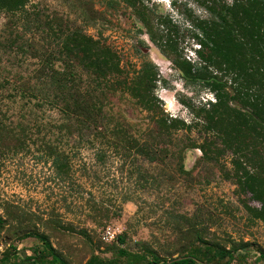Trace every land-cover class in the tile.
I'll list each match as a JSON object with an SVG mask.
<instances>
[{"label":"trees","instance_id":"trees-1","mask_svg":"<svg viewBox=\"0 0 264 264\" xmlns=\"http://www.w3.org/2000/svg\"><path fill=\"white\" fill-rule=\"evenodd\" d=\"M195 1L204 9L205 16L198 17L186 10L189 25L183 31L174 24L172 15L155 17L145 6L138 12L149 39L171 62L185 85L199 86L206 93V99L199 105L179 101L192 116L191 120H185L169 115L156 96L158 85L166 82L151 61L144 59L130 73L109 46L79 29L69 28L59 17H47L44 22L45 41L52 42L54 47L38 48L35 39L26 36L32 0H0V12L11 17L5 30L0 31V91L7 92L0 97V170L4 158L26 149L25 135L29 130V124L22 122L10 127L13 119L3 113L2 103L6 100L14 105L20 103L18 113L25 121L35 116L36 109L41 111L47 106L57 113V120L37 116L32 118L33 125L58 131L56 141L63 146L68 147L70 141L76 146L99 145L95 159L101 164L106 162L108 153L114 152L121 155L133 152L157 163L159 153L150 141L158 140V151L176 161L180 176L188 173L183 161L189 149L199 150L201 160L218 162L228 158L231 169L226 171V179L236 187L250 217L264 224V0ZM184 36L194 41L190 57L179 43ZM17 57L39 61L34 64V75L26 79L16 71L23 68L14 63ZM120 101L132 103L146 114L143 120L148 123L146 136L141 135L144 130L136 135L133 125L116 113L115 105ZM27 110L29 115L25 113ZM194 129L199 131L197 140L190 139L173 152L169 149L166 141L172 143L174 134L192 133ZM42 144V155L50 160L56 177L61 181L70 179L71 154L52 140H43ZM104 147L114 151L108 152ZM143 178L149 182L146 176ZM242 197H249L248 201ZM250 201L258 206H251ZM94 208V219L114 214L100 209L96 203ZM177 218L190 223L187 229L179 231L189 246L183 249L182 260L170 259L172 264H208L206 255L198 248L200 244L211 246L217 255L228 254L225 247L207 239L199 225L191 223L192 218ZM29 221L30 217L19 207L6 202L0 214V235L5 232L8 239L15 236L18 240L33 237L43 245L39 255L48 252L54 264H68L46 234ZM59 225L58 229L66 233L76 231L70 223ZM77 233L89 238L84 228ZM119 241L123 243L122 239ZM120 255L127 264H142L149 256L155 263L169 262L151 248L141 254L121 251ZM3 260L8 258L5 256ZM90 264L119 263L92 256Z\"/></svg>","mask_w":264,"mask_h":264},{"label":"rangeland","instance_id":"rangeland-1","mask_svg":"<svg viewBox=\"0 0 264 264\" xmlns=\"http://www.w3.org/2000/svg\"><path fill=\"white\" fill-rule=\"evenodd\" d=\"M144 6L155 17L172 15L174 24L181 31L189 25L186 10L198 17L205 16L204 9L195 0H32L31 15L28 16L30 29L26 36L35 39L34 45L38 48L54 47L52 42L45 41L44 22L47 17H59L69 28L79 29L109 46L130 73L137 70L144 59L151 61L166 82L165 85L160 83L155 92L165 111L174 117L191 120L186 106L179 101L199 105L203 98L206 99V93L199 86L185 85L171 62L151 42L138 17ZM10 18L0 12V31L5 30ZM179 43L185 55L190 57L194 41L184 36ZM37 62L17 57L14 63L23 66L22 70L16 71L27 79L34 75L32 71ZM6 95V91H0V97ZM19 105L6 100L1 108L13 119L14 124L10 127L22 122L29 124V130L25 135L26 149L2 160L0 214L6 202L19 207L30 217L31 225L46 234L58 255L68 264H90L92 256L127 264L121 251L141 254L146 248L155 250L162 260L169 261L168 264H172L171 258L182 260L183 249L189 244L183 241L179 231L187 229L190 223L180 222L177 216L192 218L191 223L198 224L207 239L228 251L226 256H221L211 246L200 244L198 248L206 255L208 264H264V224L250 217L236 187L226 179V171L231 169L228 158L223 157L218 162L201 160L199 150L189 149L183 161L188 173L180 176L176 172V161L158 151V140L150 141L159 153L157 163L133 152L122 155L114 152L108 153L106 162L101 164L95 159L99 145L94 148L87 144L76 146L70 141L68 147L63 146L56 141L58 131L40 130L33 125L32 118L37 116L57 120L55 111L45 106L41 111L36 109L35 116L25 121L18 113ZM115 106L120 118L133 125L136 135L144 130L140 134L146 136L149 130L148 123L143 121L145 113L129 102L120 101ZM25 113L29 115L30 111ZM139 124L142 126L136 128ZM198 134L197 129L192 133L179 132L173 135L172 143L166 142L173 152L178 145L182 147L190 139L197 140ZM43 140H52L71 154L73 172L70 179L61 181L56 177L50 160L42 155ZM143 176L147 177L148 183ZM248 198L244 200L248 201ZM94 203L114 214L101 220L94 219ZM250 205L258 206L252 201ZM59 222L72 224L75 233L59 230ZM108 226L119 231L116 240L110 243L104 242L101 235ZM80 228L87 231L89 238L77 233ZM119 237L123 243H119ZM42 248V243L33 237L18 240L12 236L8 239L2 232L0 264H54L50 253L38 254ZM5 256L7 261L3 260ZM142 264H163V261L155 263L149 256Z\"/></svg>","mask_w":264,"mask_h":264},{"label":"built area","instance_id":"built-area-1","mask_svg":"<svg viewBox=\"0 0 264 264\" xmlns=\"http://www.w3.org/2000/svg\"><path fill=\"white\" fill-rule=\"evenodd\" d=\"M119 231L114 229L111 226H108L106 228H104L103 232H102V240L104 242H113L116 240L117 236H118Z\"/></svg>","mask_w":264,"mask_h":264}]
</instances>
